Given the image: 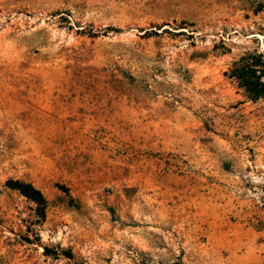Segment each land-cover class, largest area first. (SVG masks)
<instances>
[{
    "label": "rangeland",
    "instance_id": "374dc122",
    "mask_svg": "<svg viewBox=\"0 0 264 264\" xmlns=\"http://www.w3.org/2000/svg\"><path fill=\"white\" fill-rule=\"evenodd\" d=\"M258 55L264 0H0V264H264Z\"/></svg>",
    "mask_w": 264,
    "mask_h": 264
},
{
    "label": "trees",
    "instance_id": "16d2710c",
    "mask_svg": "<svg viewBox=\"0 0 264 264\" xmlns=\"http://www.w3.org/2000/svg\"><path fill=\"white\" fill-rule=\"evenodd\" d=\"M259 57L260 55L250 58L240 56L228 70V76L232 77L251 99L264 98V59ZM8 185L33 201L40 209L43 207L44 198L39 189L31 183L11 179ZM59 187L66 191L63 186Z\"/></svg>",
    "mask_w": 264,
    "mask_h": 264
}]
</instances>
